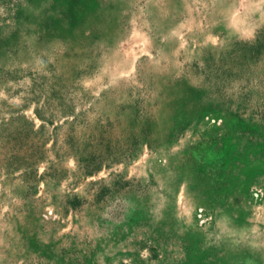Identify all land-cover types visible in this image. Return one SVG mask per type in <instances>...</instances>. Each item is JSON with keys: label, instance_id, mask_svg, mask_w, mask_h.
Wrapping results in <instances>:
<instances>
[{"label": "rangeland", "instance_id": "1", "mask_svg": "<svg viewBox=\"0 0 264 264\" xmlns=\"http://www.w3.org/2000/svg\"><path fill=\"white\" fill-rule=\"evenodd\" d=\"M0 264H264V0H0Z\"/></svg>", "mask_w": 264, "mask_h": 264}]
</instances>
